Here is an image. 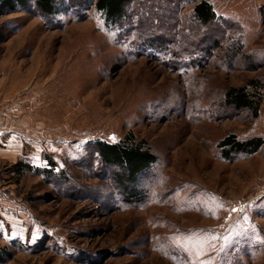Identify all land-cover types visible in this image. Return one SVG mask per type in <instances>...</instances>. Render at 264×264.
<instances>
[{
  "label": "rangeland",
  "instance_id": "obj_1",
  "mask_svg": "<svg viewBox=\"0 0 264 264\" xmlns=\"http://www.w3.org/2000/svg\"><path fill=\"white\" fill-rule=\"evenodd\" d=\"M207 1L205 27L193 0H132L111 25L90 2L0 17V264H264V146H219L264 133L222 103L264 89V0ZM130 135L156 163L127 201L96 144Z\"/></svg>",
  "mask_w": 264,
  "mask_h": 264
},
{
  "label": "trees",
  "instance_id": "obj_2",
  "mask_svg": "<svg viewBox=\"0 0 264 264\" xmlns=\"http://www.w3.org/2000/svg\"><path fill=\"white\" fill-rule=\"evenodd\" d=\"M159 1L167 2L168 0ZM89 2L94 5L95 11L103 15L106 24L111 25L124 19L126 6L132 0H0V17L16 12L18 9H24L30 3H34L37 10H40L44 15L53 17L68 13L74 5L79 6ZM193 4L195 5L192 18L199 26H209L221 18L217 16L213 4L207 0H193ZM2 38L1 33L0 41ZM241 49V47H228L227 51L229 54L231 53V58H234L240 54ZM245 59L253 62L250 57ZM256 68H258L257 65L251 66V69L255 70ZM263 97V87L257 80H250L241 87H228L222 98V103L226 108H232L234 111H247L253 119H256L263 103ZM219 146L223 159L229 160L238 155L250 156L258 153L264 146V138L257 137L241 142L234 134H231L222 140ZM96 148L100 154V161L115 169L114 178L127 201L140 199L143 195L142 191L136 187L138 176L156 163V157L146 142L137 143L130 135L126 141L120 143L98 142ZM14 167L18 177L27 171V167L23 163H17Z\"/></svg>",
  "mask_w": 264,
  "mask_h": 264
},
{
  "label": "crops",
  "instance_id": "obj_3",
  "mask_svg": "<svg viewBox=\"0 0 264 264\" xmlns=\"http://www.w3.org/2000/svg\"><path fill=\"white\" fill-rule=\"evenodd\" d=\"M259 118L261 119V121H263L264 123V100H263V104L259 110ZM262 138H264V133L261 135ZM2 201L1 197H0V202Z\"/></svg>",
  "mask_w": 264,
  "mask_h": 264
},
{
  "label": "snow or ice",
  "instance_id": "obj_4",
  "mask_svg": "<svg viewBox=\"0 0 264 264\" xmlns=\"http://www.w3.org/2000/svg\"><path fill=\"white\" fill-rule=\"evenodd\" d=\"M235 211V210H234Z\"/></svg>",
  "mask_w": 264,
  "mask_h": 264
}]
</instances>
